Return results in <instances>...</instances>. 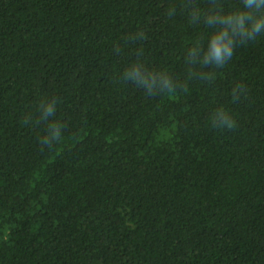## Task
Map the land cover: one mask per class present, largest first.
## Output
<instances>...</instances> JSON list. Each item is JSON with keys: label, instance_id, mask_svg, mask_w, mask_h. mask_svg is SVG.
Listing matches in <instances>:
<instances>
[{"label": "trees", "instance_id": "16d2710c", "mask_svg": "<svg viewBox=\"0 0 264 264\" xmlns=\"http://www.w3.org/2000/svg\"><path fill=\"white\" fill-rule=\"evenodd\" d=\"M0 264H264V0H0Z\"/></svg>", "mask_w": 264, "mask_h": 264}, {"label": "clouds", "instance_id": "9594fccd", "mask_svg": "<svg viewBox=\"0 0 264 264\" xmlns=\"http://www.w3.org/2000/svg\"><path fill=\"white\" fill-rule=\"evenodd\" d=\"M215 51H216L217 56H220V55H221V50H220L219 47H217V48L215 49Z\"/></svg>", "mask_w": 264, "mask_h": 264}]
</instances>
